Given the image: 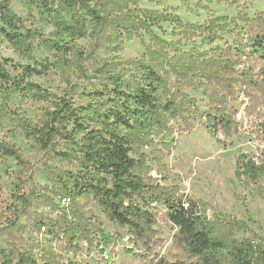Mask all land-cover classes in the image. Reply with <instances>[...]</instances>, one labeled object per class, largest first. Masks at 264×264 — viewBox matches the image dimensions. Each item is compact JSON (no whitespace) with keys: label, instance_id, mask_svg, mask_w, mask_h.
<instances>
[{"label":"trees","instance_id":"trees-1","mask_svg":"<svg viewBox=\"0 0 264 264\" xmlns=\"http://www.w3.org/2000/svg\"><path fill=\"white\" fill-rule=\"evenodd\" d=\"M22 1L33 21L37 10L38 27L18 17L10 0H0V37L27 61L0 59V118L10 121L36 157L0 142V162L12 160L16 167L12 206L0 229V264H72L61 253L76 257L82 244L107 246L112 238L81 201L126 230L144 251L143 264H264V236L237 238L251 232L247 222L209 217L210 207L181 194L179 184L160 185L149 175L155 163L168 180V143L164 150L144 151L174 135L177 124L190 131L199 122L213 137L217 123L229 136L237 128L233 103L240 93L248 115L264 103V12L250 17L247 4L232 2L238 7L234 17L198 25L183 22L176 8H141L140 0ZM162 24L171 25L178 40L169 43L157 34ZM133 40L143 47L142 56L118 59L115 54ZM216 42L223 45L213 47ZM187 43L193 47L184 51ZM39 49L47 54L40 61ZM52 71L62 77L60 94L34 81ZM186 89L201 91L203 112ZM15 98L20 106L11 109ZM28 101L42 104L36 119L22 108ZM259 130L264 134V124ZM36 174L45 185L35 183ZM235 176L264 200V147L236 156ZM155 205L176 229L172 242L182 257L174 262L154 255L162 245Z\"/></svg>","mask_w":264,"mask_h":264},{"label":"rangeland","instance_id":"rangeland-1","mask_svg":"<svg viewBox=\"0 0 264 264\" xmlns=\"http://www.w3.org/2000/svg\"><path fill=\"white\" fill-rule=\"evenodd\" d=\"M238 5L247 4V14L252 17L256 11L264 12V0H140V7L149 10L164 11L165 8H176L175 14L183 22L190 24H203L210 17H234L237 14ZM204 6V7H203ZM12 11L23 20L28 19V25L39 26V17L36 9L32 10L33 21L23 5L22 0H10ZM204 8V9H203ZM163 33L155 30L167 42L178 40L176 34H172V26L162 24ZM79 44L87 47V41H80ZM200 44V40H197ZM216 42L215 46H222ZM193 46L187 43L184 51L190 50ZM201 49H208L203 46ZM144 52L138 40L125 42L121 50L116 53L120 60L138 59ZM101 56H104L101 53ZM37 60L47 57V54L39 49L35 53ZM8 58L16 64H26L21 60L12 48L0 37V59ZM51 60L52 58L49 57ZM12 70V69H10ZM12 75L17 72L11 71ZM72 80L74 76L71 75ZM34 81L54 93L60 94L64 88L62 77L58 72L52 71L46 77L34 78ZM188 95L198 101L197 107L201 112L205 110L202 102L201 91L191 89L185 90ZM236 102L233 103L237 110L235 121L237 128L225 136L217 123H213L214 136L208 135L199 122L193 123V129L186 131L179 124L174 125L175 133L171 137L162 136L155 140V146L151 149H144L146 153L151 151L164 150L163 144L168 143L169 150L165 151L163 163L169 175L168 180L163 181L156 172V164L150 163L153 169L150 176L158 180L160 185L171 186L173 183L179 184L181 194L191 196L206 203L210 210L207 215L233 217L248 223L251 232H240L237 234L239 240L251 238V234L264 236V200L260 199L254 188L244 187L235 176V158L239 154H258L264 147V134L259 130L264 124V103L260 104L253 115L246 114L245 108L248 100L240 93ZM1 104V101H0ZM20 106V100L15 98L10 104L11 109ZM42 104L26 102L23 110H26L32 119H36L40 113ZM0 142L13 145L21 149L22 154L28 159L36 157L31 144L21 135L12 131V125L6 118H0ZM16 169L12 160L0 162V229L5 226V217L8 216V209L12 206V173ZM34 181L38 185H45V180L36 174ZM85 211L89 216L95 217L102 224L106 237H111L112 241L107 246H87L82 244V251L79 255H67L61 253L65 262L72 264H143L141 257L144 255L142 248L133 243L127 235L126 230L107 222L93 203L81 201ZM159 210V224L155 228L157 238L162 241V245L155 249V256H162L169 262H174L182 257L175 248L172 237L176 229L162 219L163 211L160 206L155 205ZM30 234L25 237H29ZM41 236L32 235V240H38Z\"/></svg>","mask_w":264,"mask_h":264}]
</instances>
